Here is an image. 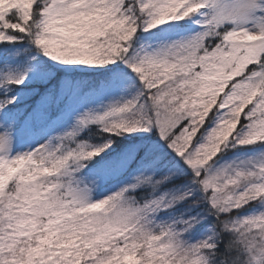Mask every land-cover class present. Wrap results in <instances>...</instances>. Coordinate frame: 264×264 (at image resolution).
I'll return each mask as SVG.
<instances>
[{"label": "rangeland", "instance_id": "rangeland-1", "mask_svg": "<svg viewBox=\"0 0 264 264\" xmlns=\"http://www.w3.org/2000/svg\"><path fill=\"white\" fill-rule=\"evenodd\" d=\"M32 3L0 0V24L13 9L27 16ZM131 9L139 10V24ZM40 12L35 42L53 65L121 64L131 72L119 65L114 84L98 93L72 87L67 109L56 115L49 114V99L23 119L22 113L5 116L8 104L0 105V264H225L213 255L216 232L195 230L172 211L176 189L194 194L189 184L160 189L143 204L126 199L127 190L149 181L154 160L140 161L141 173L102 196L54 179L66 161L79 164L94 152L75 144L65 150L66 140L90 122L167 135L164 128L184 117L182 130L167 141L188 168L204 175L219 152L230 151L209 177L213 193L235 185L218 202L212 199L221 214L244 206L221 223L232 244L243 246V262L231 263L264 264V68L247 71L264 53V0H50ZM225 24L228 30L212 44ZM10 40L0 29V42ZM30 71H21V83L32 82ZM148 90L149 97L155 90L157 107L144 118ZM28 96L23 90L7 101ZM206 117L210 123L199 130ZM17 123L20 131L12 129ZM166 163L175 168L162 171L161 183L179 171L177 160Z\"/></svg>", "mask_w": 264, "mask_h": 264}, {"label": "trees", "instance_id": "trees-1", "mask_svg": "<svg viewBox=\"0 0 264 264\" xmlns=\"http://www.w3.org/2000/svg\"><path fill=\"white\" fill-rule=\"evenodd\" d=\"M49 1L33 0L27 16L19 17L17 10L13 9L6 13L1 20L0 29L12 38L10 41L0 42V105L5 106L8 104L6 108H3L5 111H2L5 116L22 113L20 119L26 116L33 117L36 105L45 103L48 99L50 103L48 106L49 114L56 115L60 109H67V99L71 95L72 87L80 89L79 93L84 90L98 93L100 90L110 89L111 85L114 84L121 72L118 68L119 65L124 71L131 72L129 68L123 67L121 64L90 70H67L53 65L35 42L36 25L42 14L40 11ZM204 10L207 11L209 16L211 15L207 6ZM131 11L132 19L139 24L141 18L139 10L131 9ZM138 30L139 28L136 29V33H133L132 38L136 37ZM227 30L228 25L219 26L217 29L218 34L212 38V44L222 39L223 33ZM258 62L249 66L247 71L250 72L251 69H255L257 66L264 68V53ZM26 69L31 70L32 74L29 76L33 78L32 82L21 83L19 79L22 77L21 71L25 72ZM137 82H141L139 77ZM65 84H68L66 90ZM23 90L29 93L28 97L12 104L8 103V98ZM63 91V96L65 91H68V94L60 99L59 96ZM6 92L8 94H5ZM144 95L148 101L150 98V107L146 109V106L144 109V118H149L150 115L153 116L156 110L154 107H157L155 104L156 92L154 90L149 97L148 90ZM49 103L47 101V104ZM176 104H178V100ZM181 120L178 122L174 120L171 122V126L164 128V130H167V135H160L155 128L143 135H134L116 126H105L98 122H90L74 135L73 140H66L70 142V147L66 146L65 150L75 144L78 147L80 145L91 147L94 152L79 164L73 158L66 161L63 164V170L54 179L57 183L63 185L68 181L76 187H87L91 190L92 197L102 196L108 192L118 190L123 183L130 181L131 176L141 173L143 163L140 164V161L146 158L154 160L155 165L151 169H147L146 172V178H149V181H142L137 188L127 190L124 193L126 199L133 204H143L159 196L160 189L166 187L174 189L189 184V189L195 191L193 195H189L186 189H176V192L173 193L175 195L174 199L171 200V206L174 208L172 209L174 215L181 216L195 230L201 231L212 228L216 232L219 241L213 255L218 261L223 259L225 264H232L233 259H239V262L242 263L245 257L241 253V247L243 246L241 243L232 244V238L228 229H226L227 227H222L221 223L222 221H228L233 216L232 214L237 211L244 210V206L238 207L227 214H221L219 205L212 202V199L218 202L228 192L233 191L235 185H228L221 191L213 193L211 189L212 180L209 177L212 172L211 167L213 165L220 166L226 160L230 151L228 153L223 152L224 150L219 152L213 161L204 166L206 176H204L205 172L204 175L201 172L198 173L199 171L192 166L188 168L190 165L181 162L178 156H175L167 141V137L178 134L184 127L185 122L188 121L187 117ZM210 121L211 117H206L199 130L204 128V125L206 127ZM12 129L20 131V123H17ZM250 146H243L242 150H247ZM100 147L104 149L95 152L94 149ZM233 151L235 150L232 149L231 152ZM174 159L180 164L179 171L172 173L161 183L157 179L159 176L164 175L162 171L167 170L169 172L175 168L173 163L166 162H172ZM203 177L205 179H202ZM154 184L156 185L154 186ZM61 190L64 191L63 186ZM193 211L196 212L195 215Z\"/></svg>", "mask_w": 264, "mask_h": 264}]
</instances>
